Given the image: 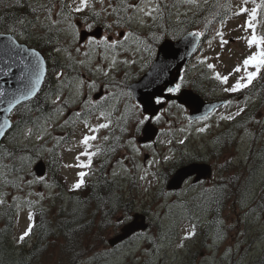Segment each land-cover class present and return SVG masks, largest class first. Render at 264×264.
<instances>
[{"label": "rangeland", "instance_id": "rangeland-1", "mask_svg": "<svg viewBox=\"0 0 264 264\" xmlns=\"http://www.w3.org/2000/svg\"><path fill=\"white\" fill-rule=\"evenodd\" d=\"M68 2L70 3L71 0ZM229 2L232 11H235L237 6L241 5L242 0H229ZM247 7L251 8L253 4L249 2ZM176 11L173 8L175 22H177ZM180 11H184V8L182 7ZM220 12L222 13L221 9ZM31 19H34V16ZM245 19L246 16L244 15L232 16L231 13L228 14L222 30L224 39L229 40V44L221 48L219 38L213 39L216 31L220 29L219 16L214 22L210 36L203 42L194 56L195 58L189 63L188 70L183 74V87L189 86L188 81L197 70L204 71L205 68L207 69L206 63L201 64L199 60L210 58L207 59V63L215 64V70L226 75L249 54L245 41L238 39V37L246 35L242 28H238ZM258 19L264 21V11L258 14ZM160 23L165 26L163 20L156 22L157 25ZM148 25H152V30L149 26L139 27L133 23L128 29H105L101 36L108 34L110 38H115L114 32L116 31H134L141 38L148 39L151 32L157 31V27L153 25L151 19L148 20ZM31 31L43 34V30L39 27L31 29ZM257 33L264 34V23L258 24ZM60 40L63 44L64 37L61 36ZM209 40H212L211 46H209ZM48 50L49 48H46V54L49 53ZM218 53L220 54L219 60L216 59ZM73 54L75 55V53ZM53 55L54 57L52 56L48 61L57 59L62 65L68 63L63 55L55 53ZM127 55V53H120L117 59H124ZM96 62H100L98 56ZM150 64L151 62L145 67H141L139 63L131 66L119 65L118 70L114 72L115 79L118 82L123 81L125 79L124 72H128L127 84H129L139 78L137 76L145 72ZM59 66L55 70L50 69L52 73L49 84L53 80L54 89V73ZM66 71L67 75L74 76L70 69ZM75 72H78L86 80L96 79L98 84H101L104 79L92 76L87 69L79 67ZM206 75L212 78L211 83L205 81L207 90L212 85H217L218 88H215L217 90H213L211 95L227 94L222 90L225 85L213 78L214 73L212 71L208 70ZM231 83H234V80L230 79L229 85ZM109 90L119 91L114 88ZM95 93H89L87 86H85L84 95L75 97L68 89H65L61 99L69 98L71 106L64 109L63 115L53 117L55 123L48 125L50 135H46L44 140L36 139V135L39 133L33 122L38 117L42 121L46 115L37 117L34 115L31 120L19 122L5 140V145L19 147L24 150L22 155L32 156L33 163L30 167L24 168V171L20 173L21 175H25L26 179L39 177L35 174L33 166L38 159H43L50 169L41 176L46 178L47 183L52 184L60 171L62 180H64V191L68 192L67 194L71 193L69 189L78 179V172L88 173L84 178L85 183H91L96 177L93 173H95L97 163L101 161L105 163V172L116 181L117 193L121 194L125 205H122L110 220V226L103 232L104 240L97 242L93 249L94 252L82 261H87L88 264H186L189 261L191 264H246V262L260 255L264 249V103H261L260 97H248L244 94L237 96L235 94L229 97L232 101L231 105H224L217 109L206 121L190 120L186 108L177 107L178 104L170 103L160 111L159 114L162 116L159 122L153 119L159 128V134L153 142L146 144L138 142L139 132L134 131V121H129L127 124L128 131L121 136L120 148H115V151L110 152L103 151L100 155L93 156L90 168L65 167L67 164L76 165L78 161L75 157L83 151L82 147L78 145L79 139L86 131L81 120L87 118L92 124L105 122L102 118L97 119L98 112L91 115L82 113L80 120L71 117L72 113L81 111L82 101L89 94L95 99ZM51 97L52 100L55 99L54 91ZM125 103L126 100L123 98L108 101V104L115 105L118 110L113 113L110 128L102 129L97 134L98 139L93 142L92 151L103 148L104 143L107 142L103 140L105 135L109 138L113 136L114 139L117 137L119 126L116 118L124 111ZM241 107L245 108V111L233 120L220 119L221 115L234 114ZM69 117L75 122L63 127L57 126L63 125L65 118ZM13 119L17 120L18 116L15 119L13 115ZM120 124L123 122L121 121ZM206 125L208 127L203 133L197 131ZM28 128H33V135L31 138L25 139L24 133ZM219 135L229 137L220 153L216 149L218 145L216 139ZM133 137L135 138V146L140 149L139 153H134L132 146L128 144V140ZM180 140H184V143L181 144ZM146 145H151V147H145ZM210 147L216 149L214 150L216 156L208 157ZM196 154L204 158V161L217 164L214 177L198 183L192 182L190 179L178 191L166 190L167 172L171 174L177 164L182 161V158L185 160ZM251 154L253 160L257 161V165L255 163V167H245V162ZM165 156H171L172 159L165 162ZM150 160L159 161V163H153L149 167L148 162ZM118 161H122V163H118ZM228 161L229 164L222 172L223 165ZM80 162L87 163V158L81 157ZM238 168L244 175V184L239 195L221 196L220 183L223 182L222 178L238 171ZM114 172L116 175H113ZM145 173H147V178L140 179ZM153 173H156L159 179L153 176ZM219 181L221 182L219 183ZM56 189V185L49 190L43 184H35L32 187L25 184L22 191L11 186H0V190L6 193L5 199L8 204H12V196L38 200V196H29L28 193L44 192L47 197L41 202L44 208H48L53 203ZM67 194L64 197L67 198ZM260 196H262L261 200H259ZM214 200L218 202L213 203ZM2 207L0 206V209ZM37 207L40 205L35 208ZM8 210L11 211L12 231L10 235L14 242L15 238L26 227L28 209L25 207L19 218H17L14 207ZM136 211L149 214V228L137 233L124 243L111 247L107 239L114 235L122 225L115 223V219L125 213L130 217ZM217 221H222V224H218ZM192 224L196 225V235L191 239L182 241L181 238L190 231ZM218 232L223 237L220 240L215 239ZM31 238L27 239V242H30ZM181 243H183V247H179ZM92 257L94 259H90Z\"/></svg>", "mask_w": 264, "mask_h": 264}, {"label": "snow or ice", "instance_id": "snow-or-ice-1", "mask_svg": "<svg viewBox=\"0 0 264 264\" xmlns=\"http://www.w3.org/2000/svg\"><path fill=\"white\" fill-rule=\"evenodd\" d=\"M249 2L253 4V7H247ZM207 3L208 0H173L171 4L164 2V0H71L70 3L68 0H46V2L45 0H27L25 4L24 0H0V7L7 9L26 7L30 14L34 16V19H28L27 15L6 17L0 14V29H2L0 30V74L5 77H12L14 80L13 88L10 92L0 88V98H4L0 100V103L7 105L3 111L12 113L22 102L36 98L46 82L47 59L51 58L53 53L63 55L68 63L60 65L58 70L55 71V89L49 88L45 94V98L48 99L49 95L53 94L54 91L55 99L52 100V104L55 107L52 113L43 117L42 121L38 117L33 122L39 133L36 135V139L44 140L46 135H50L48 125L55 123L53 117L63 115L64 109L71 106L69 98L61 99L65 89H68L75 97L84 95L85 86H87L89 93L100 92L101 94L95 99L89 94L82 101L81 111L71 114V117L80 120L82 113L91 115L98 112L97 119L102 118L105 121L92 124L87 118L81 120L86 131L79 139L78 145L82 147L83 151L75 157L78 161L76 165H65V167L90 168L93 156L98 155L100 152L99 148L96 151L91 150L93 142L98 139L97 134L102 129L110 128L113 113L118 110L115 105L108 104L110 99L118 100L123 98L126 100L124 111L116 118L117 125L122 133L128 131L127 124L129 121H134V131L139 132L141 126L145 125L146 122H151L153 119L159 122L162 116V114H156L147 105L139 102L136 90L127 84L128 72H124L125 79L119 82L116 81L114 72L118 70L119 65L131 66L139 63L141 67H145L151 62L153 79L148 84H145L144 87L147 89L156 84L165 72L170 71L169 62L174 60L178 54V50L171 47L166 50L167 38L170 37L171 40L176 41L181 40L175 30H169L163 23L157 25L156 22L164 20L166 15L171 17L173 13L170 9L175 8L177 10L175 13L177 22L182 23L180 20L181 16L186 17L189 12H193V9L196 10L193 12V15H195L196 12L201 10L202 4ZM182 7L184 11H180ZM215 7L221 9L222 13L220 11L213 13V16H220V29L216 31L213 39L219 38L221 48L228 45L229 40L224 39L222 30L228 14L231 13L232 16L244 15L246 19L238 28H242L246 35L238 37V39L245 41L249 54L226 75L216 71L215 64L207 63V59L210 58L201 59L199 63H206L207 69L214 73L213 78L219 81L220 84L225 85L222 89L223 92L236 93L247 89L258 78L264 77V34L257 33L258 24L264 23V21L258 19V14L264 11V0H259V2L257 0H242L241 5L237 6L235 11H232L229 0H225L224 3L216 0ZM149 19L157 27V31L151 32L148 39L141 38L134 31H116L114 32L115 38H110L108 34L98 36L94 31L97 25L100 24L106 30L128 29L133 23L139 27H145L149 26ZM210 22L206 18L205 27ZM37 27L43 30L42 35L31 31V29ZM84 33H87V35H84ZM204 35V31L187 32V36L182 41L184 48L195 52L200 38ZM61 36L64 37L63 44L60 40ZM29 41L42 42L50 49L48 56H44L38 46L32 47ZM208 43L211 46L212 40H209ZM120 53H127L128 55L124 59L118 60L117 57ZM97 56L100 58V62H96ZM219 58L220 54L218 53L216 59L219 60ZM77 67L87 69L92 76L104 78L102 83L98 84L96 79L86 80L78 72L77 75L69 77L66 70L76 71ZM230 79L234 80V83L229 85ZM183 82V77H181L180 82L175 83L172 87H167L165 91L169 95L180 93ZM110 88L118 89L119 91H111L109 90ZM149 100L156 105H163L168 102L166 97L155 94L150 96ZM72 102L74 103L75 101L73 100ZM171 103L176 104L175 100H172ZM225 103L231 105L232 101L229 100ZM176 106L180 107V105ZM38 111L42 110L38 109ZM244 111L245 108L241 107L234 114L221 115L220 119L231 121ZM196 119L206 121L209 119V115L206 113L196 117ZM121 121L123 124H120ZM74 122L69 117L65 118L63 125L57 126L63 127ZM12 127V121L6 117L0 122V137H4L6 135L5 130ZM207 127L206 125L197 129V131L203 133ZM32 135L33 128H28L24 133L25 139L31 138ZM119 139V137H116V140ZM103 140L108 141L109 136L105 135ZM179 142L183 144L184 140ZM128 144L132 146L134 153H139L140 149L135 146L134 137L128 140ZM145 147H151V145H146ZM109 150L115 151V147ZM81 157H86L87 163L80 162ZM170 159H172L171 156L164 157L165 162ZM32 163L31 155L17 156L14 150L8 149L0 143V186H11L20 191L23 190L25 184L29 187L35 184H43L49 190L53 188L55 185L47 183L44 176L26 179L25 175L20 174L24 171V168L30 167ZM118 163H122V161H118ZM153 163L158 164L159 161L150 160L148 166L151 167ZM87 174L84 171L78 172V179L71 185L69 191L81 189L85 185L84 178ZM113 175H116V173L114 172ZM153 176L159 179L156 173H153ZM146 178L147 173L140 177L142 180ZM224 188H226V185L220 186L221 192H223ZM5 195L6 193L0 190V206L14 207L17 218L24 212L25 207L28 209L26 227L14 241L16 245H24L27 239L34 234L36 228V213L33 208L40 205V215L44 216L47 210L41 202L47 197L44 192H29V196L36 195L39 199L32 200L20 196H12V204H8ZM98 200L100 204L107 203L103 197H98ZM217 202L216 200L213 201V203ZM113 207H115V204ZM78 211L79 214H77ZM82 214V210L74 209L72 219L67 222H61L58 225V227L64 229L63 235L72 253L73 264L82 254L77 252V248L80 246L78 233L84 229V225L79 223ZM104 219L108 220L107 215ZM128 219L129 217L125 213L117 217L115 223L123 224ZM217 223L222 224V221H217ZM68 224L73 225V227H68ZM44 227L46 232L51 231L46 224ZM195 235L196 225L192 224L190 231L181 239L182 241L191 239ZM222 238L218 232L215 239L220 240ZM179 247H183V243ZM32 259L33 255H30L26 259L22 258L17 261L16 264H29ZM90 259H94V257ZM80 264H88V262L80 261Z\"/></svg>", "mask_w": 264, "mask_h": 264}, {"label": "trees", "instance_id": "trees-1", "mask_svg": "<svg viewBox=\"0 0 264 264\" xmlns=\"http://www.w3.org/2000/svg\"><path fill=\"white\" fill-rule=\"evenodd\" d=\"M24 2L26 4L27 0H24ZM215 4L216 0H213L206 7L198 11L196 15H192L191 18H188L187 23L183 22L182 32L190 30L191 28H199L205 33L203 38H206L208 30L211 28L216 17L213 16V13H215ZM0 14L6 17L27 15L28 19L32 16L26 7L12 9L0 7ZM206 18L208 21H211L207 24V27H205ZM29 44L34 47L38 46L39 50L46 53L45 50L47 47L42 42L29 41ZM204 73H197L198 75L191 79V83L197 92L203 95V97H206L208 90L205 82H203V79H205ZM200 75L201 78H199ZM207 82H209L208 78ZM253 88L254 90L252 91ZM247 91L264 94V77L255 80L252 84V88ZM31 106L43 109V106H46L45 98L43 96H38L32 101ZM22 119V117L18 118L15 126H17ZM124 133L125 132L122 133L120 127H118L117 137L121 139ZM120 139L116 140L115 138L114 140L116 149L120 148ZM5 147L14 150L17 156L24 153V150H21L19 147L8 145ZM194 156L200 159L197 154ZM103 167V165L96 167L95 173H93L96 176L95 180L91 183H85L79 191H71L66 199L64 198V191H62L64 188L63 182L57 183L61 190L54 193L53 203L50 204L48 208H45L47 210L46 214L41 216L39 207L33 209L36 213V228L34 234L31 236V241H26L24 245H16L13 242V238L10 235L12 231L11 211L8 210V207H3L0 210V264H16L17 261L22 258L26 259L30 255H33V259L29 264H73L72 253L63 235L64 229L58 227V225H60L61 222L70 221L74 209L82 210L83 214L79 223L84 225L83 231L78 233L80 246L77 248V252H81L82 254L79 256V259L75 261V264H78L85 257L93 253V249L97 242L99 243L104 240L103 232L110 226L109 221L114 217L121 206L125 205L122 201L121 194L117 193L115 180L109 178V175L106 174ZM242 182L243 180L239 172L231 174L230 178L224 180L223 183L229 186V196L239 195ZM98 197H103L107 203L100 204ZM221 203H223V201H221ZM114 204L115 207H113ZM77 214H79V211ZM106 215L108 220L104 219ZM45 224L51 231L46 232L44 227ZM68 227H73V225L68 224ZM247 264H264V250L260 256L256 259H252Z\"/></svg>", "mask_w": 264, "mask_h": 264}, {"label": "water", "instance_id": "water-1", "mask_svg": "<svg viewBox=\"0 0 264 264\" xmlns=\"http://www.w3.org/2000/svg\"><path fill=\"white\" fill-rule=\"evenodd\" d=\"M96 34L99 36L100 28L95 30ZM85 35V33H84ZM187 36V33L184 34L180 41L167 39L168 43L166 45V50L171 47L172 49L178 50V54L174 60H171L170 71L165 72L161 79L153 84L150 88H145L144 85L148 84L151 79H153V67L150 68L135 82L130 85L136 90V96L139 102L143 105H147L151 108L156 114L165 104L156 105L149 100V97L153 94L161 95L167 98V100H176L180 104H183L189 109V117L194 119L196 117L208 114L213 108L219 105L218 102L205 101L199 94L194 92L192 89L184 88L178 94L169 95L165 89L167 87H172L179 80L182 67L186 64L189 58L197 51L193 52L191 49H185L183 46V39ZM200 41V40H199ZM199 45V43H198ZM43 54V53H42ZM44 55V54H43ZM14 80L12 77H5L0 74V88H3L6 92H10L13 88ZM4 98H0L2 100ZM26 102V101H25ZM24 103V102H22ZM7 105L5 103H0V122H2L6 117L10 119V113L3 111ZM9 129H6V133ZM157 127L152 122H146L142 127V136L140 137L141 142H148L153 140L157 134ZM4 137H0V143ZM45 164L42 160H39L35 166L34 170L37 175H42L45 172ZM211 168L210 165L205 162H191L187 165H184L178 168L172 177L169 179L166 184L167 189L176 190L179 189L183 181L195 175L194 181H197L201 178L205 179L210 176ZM148 227V224L145 221V216L141 213H135L132 220L124 224L121 227V231L116 234L114 237L109 239L110 244H115L119 241L124 240L129 237L131 234L138 230H145Z\"/></svg>", "mask_w": 264, "mask_h": 264}, {"label": "flooded vegetation", "instance_id": "flooded-vegetation-1", "mask_svg": "<svg viewBox=\"0 0 264 264\" xmlns=\"http://www.w3.org/2000/svg\"><path fill=\"white\" fill-rule=\"evenodd\" d=\"M178 23H173V24H171V22H170V24H169V28H172L173 26H174V28H175V25H177ZM97 27H100L101 28V34L104 32V28H103V25L102 24H100V25H97ZM83 30V29H82ZM85 35H87V33H85ZM101 36V35H100ZM210 100H217V101H223L224 103L222 104V106H224V105H226V101H229L228 99H226V98H224V97H219V96H213V97H211V99ZM216 111V110H215ZM215 111H213L212 113H211V115H213V113L215 112ZM210 115V116H211ZM213 148V147H212ZM211 147L209 148V150H208V152H209V154H208V157L209 156H216L217 154H215L214 153V150H215V148H213L212 149ZM218 152H220V150L218 149ZM210 165H211V176H210V178L209 179H212L213 177H214V173H216V169H217V164H214L213 162H208ZM224 166V165H223ZM223 170L224 169H222V172H223ZM208 179V180H209ZM207 181V180H206ZM222 195L223 196H226L227 197V195H228V190H226V191H224L223 190V192H222ZM145 215H146V218H147V220H149L150 219V216H149V214H147L146 212H143ZM118 231V230H117Z\"/></svg>", "mask_w": 264, "mask_h": 264}, {"label": "bare ground", "instance_id": "bare-ground-1", "mask_svg": "<svg viewBox=\"0 0 264 264\" xmlns=\"http://www.w3.org/2000/svg\"><path fill=\"white\" fill-rule=\"evenodd\" d=\"M220 208H221V206H220Z\"/></svg>", "mask_w": 264, "mask_h": 264}]
</instances>
